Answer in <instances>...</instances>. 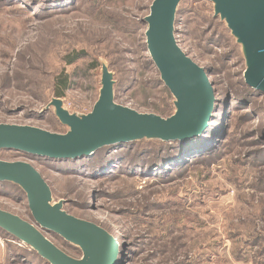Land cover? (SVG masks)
Here are the masks:
<instances>
[{"label": "rangeland", "instance_id": "1", "mask_svg": "<svg viewBox=\"0 0 264 264\" xmlns=\"http://www.w3.org/2000/svg\"><path fill=\"white\" fill-rule=\"evenodd\" d=\"M152 2L0 0V123L66 132L54 107L47 110L56 77L71 75L60 97L65 108L88 113L99 98L103 63L114 73L117 103L172 115L175 98L146 44ZM175 35L215 89L203 133L212 139L201 147L212 146L205 155L210 163L183 154L163 171L121 165L111 171L110 154L96 152L87 157L104 168L80 173L13 149H1L0 158L32 163L50 185L53 203L63 201L68 213L110 232L119 242L117 264H264V94L246 83L242 47L211 0H182ZM79 52L67 64L66 56ZM253 90L260 95L250 96ZM0 208L34 222L15 183L0 181ZM43 231L72 257L83 256L79 246ZM45 260L0 231V264H49Z\"/></svg>", "mask_w": 264, "mask_h": 264}, {"label": "water", "instance_id": "2", "mask_svg": "<svg viewBox=\"0 0 264 264\" xmlns=\"http://www.w3.org/2000/svg\"><path fill=\"white\" fill-rule=\"evenodd\" d=\"M182 0H153L147 22L146 44L162 82L174 96L175 112L169 117L139 112L115 101L114 73L102 64L98 100L88 113H75L54 97L64 133L32 125L0 123V150L13 149L38 157L74 159L92 156L105 146L159 139L185 140L201 136L210 126L216 95L209 73L179 45L175 35ZM214 12L225 21L246 60V83L264 94V0H211ZM0 181L19 185L25 192L34 222L0 208V228L29 245L50 264H117L118 240L102 226L78 218L53 203L52 190L41 172L27 161L0 158ZM43 230L52 231L79 246L83 256L72 257Z\"/></svg>", "mask_w": 264, "mask_h": 264}, {"label": "trees", "instance_id": "3", "mask_svg": "<svg viewBox=\"0 0 264 264\" xmlns=\"http://www.w3.org/2000/svg\"><path fill=\"white\" fill-rule=\"evenodd\" d=\"M80 57H81L80 52L78 55L75 56L72 55L66 56V62L69 65H73ZM71 83H72L71 75L66 72H62L60 76L56 77L55 84L53 87L56 97H63L66 91L71 87ZM255 95L259 96L260 94L258 93L257 95V92L254 90L250 92V96H255ZM211 137H212V133L208 131V133L206 132V135L203 134V136L193 137L181 141L179 140L162 141L159 139H142L137 141L105 146L97 150L96 152L101 155L103 154L101 156L102 158L106 157L107 154H110L111 160L110 162L108 161L106 163V168H108V170L111 171L113 168H120L119 165H121L122 167H128L130 168V171L133 170L134 172L140 171V168L142 169V167H144L143 169L144 172H149V171L153 172V170L163 171L166 167L182 162L184 160V158L181 157L183 154H185V157L190 155L191 158L198 159L199 161L197 163H206V164L210 163V161H208L209 157H205V155L209 151H211L212 146H209L208 149H206V152H204L201 149V147L206 143L211 142L210 141V139H212ZM126 150H130V153L124 156L123 153ZM125 157L129 158V160L124 159ZM49 159L51 161H54L57 166L62 168H67V170L72 172L81 173L82 172L81 170L84 169L90 171L92 169L96 170V169L104 168L103 165L99 163L100 161H94L95 159H90L87 156H82L74 159H51V158ZM0 231L5 235L13 238L14 240L23 243L18 238L9 234L5 230L0 228ZM24 245L29 247L30 251L38 255V257L45 260L38 254V252H36L29 245L27 244ZM45 261L50 264L49 261L47 260Z\"/></svg>", "mask_w": 264, "mask_h": 264}]
</instances>
